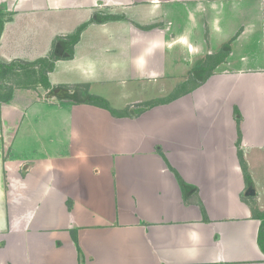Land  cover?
<instances>
[{
    "label": "crops",
    "instance_id": "1",
    "mask_svg": "<svg viewBox=\"0 0 264 264\" xmlns=\"http://www.w3.org/2000/svg\"><path fill=\"white\" fill-rule=\"evenodd\" d=\"M227 1L241 24L196 36ZM261 1L0 0V61L52 63L0 97V264H264Z\"/></svg>",
    "mask_w": 264,
    "mask_h": 264
},
{
    "label": "rangeland",
    "instance_id": "2",
    "mask_svg": "<svg viewBox=\"0 0 264 264\" xmlns=\"http://www.w3.org/2000/svg\"><path fill=\"white\" fill-rule=\"evenodd\" d=\"M239 4L240 3H238V5ZM204 6L205 7L203 11H202V8L199 7V10L197 11L198 14L195 12L196 18H195L194 23L198 27H196L195 25L193 26L196 27V30H195L196 36L200 37L201 35H205L206 33L208 34L209 32L206 26L202 25V23L209 24L208 23L209 21L215 20L216 22L220 23V25L226 24L227 29L225 30H227L230 33L231 31H234L233 26L237 27L242 22L240 18H238L237 16L236 3L232 4L231 1L230 2L227 1V2L217 3L215 6H211V7H209L208 4H205ZM246 7H250V6H246ZM258 9L260 12L264 11V0L260 2ZM178 14H181V16H179ZM174 16H179V20L177 19V17H176V20H173L175 27H179L180 25L184 23L185 19H184V14L182 12H179V13L176 12ZM229 25H231L232 28H229L228 27ZM203 26L205 27V30H203ZM216 39L217 38H212L211 43L207 47H212V45H216V42H215ZM28 67L29 66L25 65L23 62L22 63L13 62V66L11 68L9 69L4 68V72L2 70L3 75H1L2 72L0 73V97H4L7 94L9 88H13L17 85L30 86V85H34L37 82L36 78L30 75V72H28L29 71ZM181 76H180V80L183 79L185 81L186 79H188V75L183 76L182 78ZM117 92L118 90L112 93L114 95H117ZM146 95L151 96L150 92H147ZM140 105L142 104L141 103L135 104L134 108H130V109L139 111L142 108Z\"/></svg>",
    "mask_w": 264,
    "mask_h": 264
},
{
    "label": "trees",
    "instance_id": "3",
    "mask_svg": "<svg viewBox=\"0 0 264 264\" xmlns=\"http://www.w3.org/2000/svg\"><path fill=\"white\" fill-rule=\"evenodd\" d=\"M1 25H2V23L0 22V28H1ZM79 33H80V30L77 29L76 32L73 35H71L70 40H72V42L76 41L78 39ZM230 41L231 40H229L225 44H223L217 52L210 54V55H207L205 57V59L195 67L193 72L190 74L189 78L186 81H184V86L190 84V82L200 83V82H203L204 80H206L207 77L212 73L215 66L217 64H219L221 61H223L225 59V57L229 54V52L231 50ZM26 64H28V63H26ZM29 64L33 65L37 68V76H36L38 79L37 82L41 83L44 87H49V84H48L47 78H46V73L52 68V63L45 60V59H39L35 62H30ZM12 66H13V62L4 63V62L0 61V73L2 72V70L4 72V68L9 69ZM3 72L1 75H3ZM180 88H181V86L178 87V89H180ZM178 89L176 88L174 90V93L172 94V96L177 94L176 92ZM72 95H74V94H72ZM168 99H169L168 97H164V98H157L154 100L143 102L142 106L144 108H142L141 110L148 108V107H151L153 105H156L158 103L165 102ZM86 100L97 102L101 105H104L110 111L115 112L109 106L107 101H105L103 98L88 97ZM238 154H239L240 164H241V167H242V170L244 173V178H245L246 182L251 184L252 181H251L250 176L248 174L247 166H246V163L242 157V153L239 152ZM259 244H260L261 248L264 250V220H262V224H261V228H260Z\"/></svg>",
    "mask_w": 264,
    "mask_h": 264
},
{
    "label": "water",
    "instance_id": "4",
    "mask_svg": "<svg viewBox=\"0 0 264 264\" xmlns=\"http://www.w3.org/2000/svg\"><path fill=\"white\" fill-rule=\"evenodd\" d=\"M60 89H56L55 91H58ZM246 195H252L254 194V189L252 188V186H249L245 192Z\"/></svg>",
    "mask_w": 264,
    "mask_h": 264
}]
</instances>
